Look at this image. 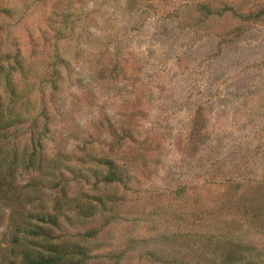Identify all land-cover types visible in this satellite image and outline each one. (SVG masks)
Returning <instances> with one entry per match:
<instances>
[{"label": "rangeland", "instance_id": "rangeland-1", "mask_svg": "<svg viewBox=\"0 0 264 264\" xmlns=\"http://www.w3.org/2000/svg\"><path fill=\"white\" fill-rule=\"evenodd\" d=\"M261 10L0 0V264H223L203 235L264 264Z\"/></svg>", "mask_w": 264, "mask_h": 264}, {"label": "trees", "instance_id": "trees-1", "mask_svg": "<svg viewBox=\"0 0 264 264\" xmlns=\"http://www.w3.org/2000/svg\"><path fill=\"white\" fill-rule=\"evenodd\" d=\"M206 14H208V11H206ZM264 15V10L257 11L253 16L258 18ZM3 69V67H1ZM8 80V79H7ZM7 92L12 96L14 91L11 88H6ZM10 109L8 111L3 112L0 109V129L2 128V121L4 120V114L7 113L10 114ZM5 129V127H3ZM35 157V153L32 152L31 159ZM108 166V173L104 178V181L107 183H113V182H120L121 179L118 177L115 171H113V166L111 164H107ZM6 171H10L9 168L6 169ZM4 185V177L0 174V191ZM37 220L40 223H47L51 224L53 226H56V223L51 219H45V218H37ZM24 235H29L30 238H34L35 240H44L47 241L48 235L42 234L39 232V230H31V231H20ZM96 233V230L88 231L86 234L89 235L88 237H92ZM204 236V237H203ZM200 236L204 240L205 245H203L206 249L212 251H216L217 253L220 252L221 255V262L223 264H261V260L256 259L255 256H251V253H248L249 256H245L244 254L237 253V250H232V246H234V243L228 244L225 243L222 240L220 241L217 239L214 235H203ZM215 237V238H214ZM51 240V238H50ZM214 242V243H213ZM214 245V246H212ZM78 255V253L75 250H72L70 253L66 252H56V251H50L47 254L36 252H23L22 253V259L20 264H65L66 258L70 256ZM82 257H86L85 255H81ZM84 260L80 261L76 264H84ZM114 264H119V260H116Z\"/></svg>", "mask_w": 264, "mask_h": 264}]
</instances>
